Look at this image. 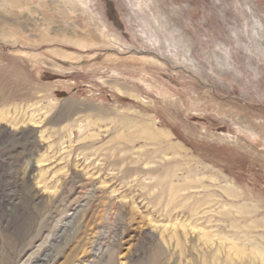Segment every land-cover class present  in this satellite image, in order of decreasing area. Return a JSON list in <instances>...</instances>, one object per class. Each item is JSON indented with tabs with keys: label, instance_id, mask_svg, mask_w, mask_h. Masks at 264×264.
<instances>
[{
	"label": "rangeland",
	"instance_id": "374dc122",
	"mask_svg": "<svg viewBox=\"0 0 264 264\" xmlns=\"http://www.w3.org/2000/svg\"><path fill=\"white\" fill-rule=\"evenodd\" d=\"M0 264H264V0H0Z\"/></svg>",
	"mask_w": 264,
	"mask_h": 264
}]
</instances>
